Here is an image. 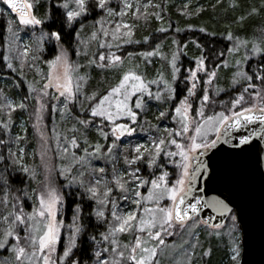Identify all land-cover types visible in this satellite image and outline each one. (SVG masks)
<instances>
[{
	"label": "snow or ice",
	"instance_id": "1",
	"mask_svg": "<svg viewBox=\"0 0 264 264\" xmlns=\"http://www.w3.org/2000/svg\"><path fill=\"white\" fill-rule=\"evenodd\" d=\"M0 4L4 6L0 7V16L5 17L9 34L8 52L3 55L7 69L24 76L25 66L36 65L40 50L47 42L57 50L55 56L45 61L49 67L42 78L43 86L34 87V82L28 85L30 94L34 93V124L42 143L47 140L43 131L45 109H58L75 121L71 133H56L54 154L66 163H48V145L42 148V179H37V168L26 163L27 153L21 144L26 137L17 133L15 137L0 139V249L11 254L5 258V264H87L73 251L77 248L78 237L85 230L79 203L75 204L68 240L62 253H57L64 224L58 214L69 192L81 200L88 198L94 201L92 214L106 226L98 234L99 239L96 235L89 237L95 245L91 253L92 264H161V256L167 248L165 237H171L177 230L186 231L189 237L183 242L181 264H194L197 256L200 259L209 256L210 247L199 254L196 252L201 246L197 229L201 224L218 229L219 224H214L211 217L199 215L204 198L193 196V190L200 177L209 175L208 162L202 157L216 150L222 141L231 143L233 129H249L247 134L238 136L237 148L247 145L254 137L264 139V28L258 37L251 38H241L231 30L227 31L226 38L232 42L227 53L236 54L234 65L228 59H221L209 70L201 54L196 58L195 67L188 70V79L192 83L187 92L193 94L201 79L199 72L205 74L207 82H212L218 75L217 69L233 66L235 70L229 87L238 86L240 91L227 102L230 107L224 106L226 102L221 100L220 110L207 114V104L216 102L209 95V89L203 87L196 117H192V106L188 102L189 97L185 96L176 105L174 114L167 110L159 113L160 117L169 115L173 121L178 120L177 127L169 129L165 126L150 141L122 148L119 138L137 131L135 125L140 121L146 103L153 98H163L161 94L165 88L154 93L152 85L162 79L167 93L175 94L172 81L180 71L177 64L182 46L171 53L170 80L164 78L163 73L156 80L148 79L140 63L131 61L132 53L127 54V62L126 57L120 54L121 46L139 43L134 41L136 26L129 16H147L150 7L160 8V4H153V0H146L143 4L141 0H116L115 5L112 0H49L48 9L42 16L33 10V0H0ZM251 11L256 12L257 9ZM96 12L101 15L91 22L88 33V41L97 45L92 49L91 44L81 37L88 27L87 16ZM156 15L163 19L158 12ZM46 21L47 30L40 29L39 36L35 37V47L28 42L19 46L15 43L20 39L18 32L21 28L44 26ZM201 30L208 31L206 28ZM159 31L166 29L162 26ZM73 37L76 40L74 51L77 56L81 52L84 54L86 66L117 72L115 83L105 89L87 91L89 76L87 72H80L81 65L70 59L69 47L65 46L66 41L72 43ZM142 39L149 41L150 37ZM173 43L177 41L174 39ZM187 43L185 41L184 45ZM159 48L157 44L150 51L141 50L139 55H157ZM13 51L18 63L13 62ZM219 55L224 56V53ZM257 57L259 60L249 67L252 59ZM29 60L31 65L27 64ZM19 83L22 82L13 80V84ZM222 90L216 87L217 92ZM27 100L28 97H24L16 102L6 94L0 98V114L6 117L0 118V126L5 131L11 127L13 112L17 108L29 107ZM49 100L53 101L51 105L47 102ZM256 123L259 126L253 127ZM93 126L105 143L99 139L89 142L86 131ZM13 143L15 147L11 146ZM177 155L180 159H172ZM144 162L153 170L148 176L143 175L141 166H138ZM166 165H174V171L170 173ZM13 173L25 178L20 181V186L12 184ZM172 175H175L174 180ZM59 177H63L64 183H59ZM144 186H147L146 193L141 191ZM75 188L79 192H75ZM166 198L169 202L162 203ZM26 200L32 201L31 210L25 207ZM125 202L132 206L126 207ZM211 208L221 214L232 215L231 251L232 259L237 261L240 245L232 206L225 199L214 197ZM122 233L129 234V239L122 240Z\"/></svg>",
	"mask_w": 264,
	"mask_h": 264
},
{
	"label": "trees",
	"instance_id": "2",
	"mask_svg": "<svg viewBox=\"0 0 264 264\" xmlns=\"http://www.w3.org/2000/svg\"><path fill=\"white\" fill-rule=\"evenodd\" d=\"M112 2L113 5H115L116 0H112ZM48 3L49 0H40L36 3L33 9L36 15H44L48 9ZM153 4H160L161 7H150L148 9L149 15L147 16L142 15L139 18L129 16L131 22L136 26L133 34L134 41H139V43L134 42L121 46L120 54L124 55L126 59V55L128 53L135 54L136 57H138L141 50L150 51L152 48L156 47L157 44L169 45V43L173 42L175 39L178 47L182 46L180 59L177 64V67L180 69L177 74V82H180L181 79L186 77L189 68H194L196 65V58L200 57L201 54H203L205 58L206 65L211 63L213 67H215L216 64H219L221 59L228 58L227 47L230 46L232 42L226 38L227 31L231 30L239 37L251 38L259 36L260 30L264 28V0H204L202 4L196 8H193L190 5H185L182 0H153ZM0 5L1 7H4L2 4ZM253 8L257 9V11L252 12L251 9ZM157 12L159 13V16L163 18L162 20L157 18ZM98 15H101V13L96 12L95 14L87 16L88 27L83 30V35L81 37L86 42H89L88 33L91 31V22ZM241 17H243L242 20L240 19ZM47 23L48 22L46 21L44 26L41 25V28L43 27L44 30H47ZM169 24L171 25L170 28L168 27ZM6 25L7 21L5 17L0 16V74L5 75V73H10V75L5 76L11 77V84H0V98H2L4 93L9 95L12 94L13 96L16 92L23 98L27 90L24 78H22L18 72H11V70L7 69L5 62L3 61V55L8 52V49L6 48V37L8 36ZM188 25H192L193 27L189 28L187 27ZM162 26L166 29V31H159ZM201 28H206L208 31L204 32ZM222 33L225 35H221ZM144 36H149L150 40L144 41L142 39ZM185 41L188 42L186 45H184ZM89 43L91 44L92 49L97 47L95 42ZM65 46L69 47L70 58L79 63L82 66L81 69L84 68L85 72H87L89 80L86 84V89L88 92L105 89L115 83L116 80H113V77L116 75V72H112L111 69L105 70L94 66L89 68L86 66V58L84 54L81 52V55H76L74 51L76 47L75 37L72 38L71 44L66 41ZM56 51L57 50L51 42H47L45 44V48L40 50V59L37 63L42 62L45 64V61L55 56ZM220 53H224V56H220ZM11 55L14 57L13 62L18 63L19 61L16 59V53L13 52ZM158 59H152L150 65L142 68L147 76L150 77L155 72L157 67L155 62H158ZM257 60H259L258 57L256 59H252V64L248 66H254ZM27 64L31 65L32 61H28ZM24 70H29L30 72L31 67L25 66ZM232 71L233 66L231 65L228 68L221 66L217 69V80L222 89L225 88L226 90L227 87H229L231 83ZM116 78L117 76L114 77V79ZM13 80L21 81L22 83L13 84ZM174 89L175 99H182L185 95L186 88L177 83L175 84ZM163 102H167V98L151 100L150 103H146L141 119H145L146 121L149 120V123L152 124V126L155 125L156 123H154V121L151 122L150 115L155 112L157 113L159 109H162ZM174 105L175 102L169 103V113L171 112L170 109ZM21 110L22 109L17 108L13 114H20ZM53 114L54 119L62 116V113H60L58 109L54 110ZM65 119L66 121L61 129L64 133L66 131L71 133L72 124H74L75 121L72 120L68 114H66ZM8 135L9 134H7V132L5 133L2 126H0V139L7 138L9 137ZM86 135L90 143L97 140L99 137V133L94 126L86 131ZM27 136L29 137L28 134ZM25 150L27 153L25 157L27 163L30 162L27 158L29 157V152L27 149ZM35 161L36 160H33L32 162ZM138 166H141L143 175H150L151 172L148 171L149 168L147 167L146 162ZM24 179L25 178L21 174L13 173L11 182L13 185L20 186V181ZM74 191L79 192V189L75 188ZM77 203L81 205V223H83L85 230L78 237L77 248L73 251L82 261L87 262V264H92L91 253L95 245L89 237L96 235L97 239H99L98 234L103 232L106 226L102 222L97 221L95 216L92 214L91 210L95 207L94 201H91L88 198L81 200L71 192L66 195L63 205L65 223L71 224L73 222V213L75 211V204ZM25 205L28 209H30L29 202L25 201ZM201 236L203 237V234H201ZM202 237L200 240L203 239ZM204 244H209L211 254L207 257V259L199 258V264H226V244H220L219 241L213 239L210 242L206 239ZM0 251L4 254L7 253L6 250L3 249H0ZM195 261L197 262L198 258Z\"/></svg>",
	"mask_w": 264,
	"mask_h": 264
},
{
	"label": "rangeland",
	"instance_id": "3",
	"mask_svg": "<svg viewBox=\"0 0 264 264\" xmlns=\"http://www.w3.org/2000/svg\"><path fill=\"white\" fill-rule=\"evenodd\" d=\"M40 0H33L34 3V7L35 4L38 3ZM184 2L185 5H190L193 8H196L197 6H199L200 4H202V2L204 0H182ZM144 2H146V0H141V3L143 4ZM1 7V5H0ZM40 29H41V25H37L35 27L32 26H25L23 28H21V30L18 32V36L20 37V39L18 41H15V43L19 46L22 45L24 42H28V43H32L33 47H35V37L39 36L40 34ZM8 36L7 41H8ZM258 37V36H255ZM244 38V37H241ZM6 48L8 49V44L6 42ZM160 48L157 50L158 54L151 56V57H143V56H138L136 57L135 54L132 55V57L130 58L131 61L133 62H139L141 68H144L145 66H148L151 64V60L155 59V58H159L158 62H155V64H157L156 70L155 72L149 77L147 76L148 79L150 80H156L157 77L163 73L164 74V78L166 79H171L170 77V73H171V65L169 63L170 58H171V53L173 51H175V49L178 47L177 43H173L170 42L169 45H165V44H159ZM14 52V51H13ZM11 52V54L13 53ZM56 55V54H55ZM228 55V60L232 61V64L234 65V60L233 57L236 55L235 53L233 54H227ZM127 56V55H126ZM13 57V56H12ZM14 58V57H13ZM71 59V58H70ZM256 59V58H253ZM73 60V59H71ZM31 61V60H29ZM75 61V60H73ZM150 61V63L148 62ZM76 62V61H75ZM127 62V59H126ZM48 65L42 62H38L35 66L31 67V70L29 72V70H24L25 75L22 76V78H24V81L26 82V86H27V90L26 93L24 94V97H28L27 103L29 105V107L25 108L24 110H21L20 114H12V123H11V127L9 130L5 131V133L7 132V134H9V137H15V135L17 133H19L22 137H26V139H22L21 140V144L22 146L25 147V149L28 150V160H30V162H27L29 164L34 165L37 168V179H42L43 178V170H42V165H41V150L42 148H44L45 144L48 145L47 148V153H46V160L48 163L53 164V165H58L60 163H66L67 161H63L61 160V158L58 155L54 154V150L57 147V142H56V133H61L63 134L64 132L62 131V126L64 125L66 119L65 116L66 114H62V116H59V118L54 119L53 117V113L54 110H52L50 107L45 109L44 114H43V131L45 132V135L47 137V140H45L42 143V138L39 135V132L37 131V127L34 124V120L35 117L33 116V112L35 110V105L36 102L33 98L34 93L30 94L29 92V83H33L34 82V87H40L43 86V82H42V78L45 77V74L48 71ZM82 67V66H81ZM195 67V66H194ZM208 69L211 70L213 68V65L210 63L209 65H207ZM144 70V69H143ZM234 67H233V71L234 72ZM62 71V70H61ZM80 72L83 73L85 72V69H81L80 68ZM113 72V71H112ZM115 72V71H114ZM190 73L189 71L187 72L186 77H184L183 79L180 80V82L178 81V78H176L175 81H172L173 87L175 86V84L179 83L180 86H184L186 88L185 91V96L189 97V103L191 104L192 108H191V115L192 117H196L198 115V109L200 107V97L203 95V87H207L209 89V95L212 97L213 101H215V104H211L208 103L206 106V113L207 114H211L213 111H218L220 110V108L222 107L219 104V101L223 100L225 101V105L227 107H230V105L227 103L230 99L234 98L235 93L240 91V88L238 86L233 85L232 87H227V89L225 90V88H223L222 91L217 92L216 91V87L219 86L220 87V83L217 80V77H215L213 79L212 82H207L206 81V77L205 74L203 72H199L198 75L201 77L200 81L197 82V88L195 90V92L193 94H189L187 92V88L189 86H191L192 81H190L188 79ZM117 76L116 79H114V77ZM113 77V80H117L118 79V73L116 72V75ZM10 76H5L4 74H0V84H6L9 85L11 84V80H10ZM116 82V81H115ZM160 88H165V92L162 93V97L163 99L167 98V102H163V107L162 109H159V111L156 113H152L150 115V120L151 122L154 121L155 127L152 126V124L149 123V120H145V119H140V121L135 125V127L137 128V131L133 134H129L126 135L124 137L119 138V143L121 145L122 148H127L130 144L134 145L135 143H142V142H148L150 141L151 138L156 137L160 134V131H162L165 126L169 129L177 127L179 124V121H173L171 119V116L166 115L165 117H160L159 113L161 111L167 110L168 112V105L169 103H173L175 102V105L170 109V113L174 114V109L176 107L177 104L180 103V100L175 99L174 95L172 94H168L167 93V89L166 86L163 83V80H157V82L155 84L152 85V90L155 93V91H157ZM222 89V87H220ZM50 91H52L50 89ZM4 93V92H3ZM5 95V93L3 94ZM10 99H14L16 102H19L22 97L19 93H15V95L12 96V94H6ZM23 97V98H24ZM152 100H158L153 98ZM163 101V100H161ZM49 105H51V103L53 101L49 100L47 101ZM62 103V102H61ZM158 114V115H157ZM2 117V114H0ZM6 118V117H4ZM54 122H53V119ZM29 120V123H28ZM146 121V122H145ZM53 128H55V132H53ZM142 129H146L147 131H143ZM27 134L29 135V137L27 136ZM30 138V140H29ZM98 139L100 140L101 143H105V141L99 136ZM97 139V140H98ZM96 141V140H95ZM12 147H15V144H12ZM172 159H180V157L177 155L176 157H173ZM33 160H36L35 162H32ZM101 164H103V161H101ZM120 164H123V160H120ZM166 167H168L169 172L172 173L175 169L174 165H166ZM148 171L152 172V169H148ZM55 175V172L53 173ZM172 180L175 179V175H172ZM59 183H64V179L63 177H59ZM34 185V184H33ZM141 191L146 193L147 192V186H144L141 188ZM27 202L30 203V209H28V207L25 205V207L28 210H31V205H32V201L31 200H26ZM169 201L167 200V198L162 202V203H168ZM126 203V207H130L132 206L130 202H125ZM63 209L62 211L58 214V216L60 218L63 219L64 221V215H63ZM72 224V223H71ZM70 223H65L63 226L61 227V239L60 241H58L57 243V253H62L63 251V247L66 244L67 240H68V233L70 231ZM232 224H233V220H232V215L229 216V218L227 219L226 223L222 226H219L218 229H211L209 226H205V225H199L198 226V234H199V241H200V245L198 246L196 249V252L199 254L203 251V249H207L209 248V244H204V242L206 241V239L208 240V242H210L212 239L219 241L220 244H226V250H227V260H225L226 264H238L239 262V258L237 261H234L232 259ZM238 228V227H237ZM217 232L219 233L217 235ZM201 234H203V237L201 236ZM237 236L239 239V245H240V232L238 229L237 232ZM201 237L203 238L202 240ZM188 233L185 232H181L179 230H177L171 237H165L166 242H167V248H166V252L164 254H162L161 256V264H181V260L182 257L184 255L183 252V242L188 240ZM121 239L122 240H128L129 239V234H121ZM4 250V249H3ZM241 250V247H240ZM7 253H1L0 251V264H5V258L9 257L11 254L6 251ZM208 256L203 257V259H207ZM198 258V261L196 262L195 260ZM194 260V264H199V256H197Z\"/></svg>",
	"mask_w": 264,
	"mask_h": 264
},
{
	"label": "water",
	"instance_id": "4",
	"mask_svg": "<svg viewBox=\"0 0 264 264\" xmlns=\"http://www.w3.org/2000/svg\"><path fill=\"white\" fill-rule=\"evenodd\" d=\"M248 130L233 129L231 143L222 141L216 150L202 157L208 162L209 175L196 181L193 196L204 198L199 215L211 217L219 226L225 224L229 214L214 211L212 199L219 197L229 202L240 232L238 264H264V139L254 137L237 148L238 136Z\"/></svg>",
	"mask_w": 264,
	"mask_h": 264
}]
</instances>
